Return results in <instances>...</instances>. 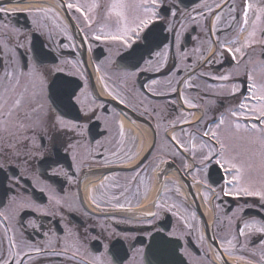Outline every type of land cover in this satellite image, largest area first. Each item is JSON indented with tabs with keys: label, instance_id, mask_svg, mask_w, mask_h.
I'll return each instance as SVG.
<instances>
[{
	"label": "snow or ice",
	"instance_id": "6c2138e0",
	"mask_svg": "<svg viewBox=\"0 0 264 264\" xmlns=\"http://www.w3.org/2000/svg\"><path fill=\"white\" fill-rule=\"evenodd\" d=\"M10 2L25 0H0V264H174L177 251L191 255L186 237L194 232L203 255L192 264H229L224 254L235 255L237 248L258 254L264 264V0H56L55 6L36 0L27 7L3 6ZM18 12L31 18V31L45 36L47 46L30 39L27 48L21 43L25 32L8 20ZM97 43L108 48L105 60L91 65L100 90L157 120L147 148L137 150V137L125 120L100 92L89 89V61L76 50L92 53ZM64 49L76 52L75 58L45 63L53 50ZM225 60L229 67L212 70ZM67 67L72 71L66 73ZM165 69L163 78L139 81L142 74ZM169 96L175 99L165 106L151 99ZM195 112L200 115L193 119ZM95 122L103 123L102 140L92 137ZM58 144L71 156L72 172L48 156L54 151L59 157ZM98 156L104 166L117 160L126 164L132 175L123 183L118 175L105 176L89 186L87 202L79 190L61 195L63 189L26 175L39 158L51 168L41 175L62 176L79 186L75 173ZM175 160L180 161L178 177L190 176L188 187L202 189L189 193L191 205L179 181L164 175L165 165ZM153 173L158 184L147 200ZM109 185L111 195L105 192ZM227 196L252 203L245 200L222 218L216 201ZM141 198L150 209L139 213L153 229L145 233L149 242L140 239L143 246L131 255L107 244L103 252L92 250L90 242L97 237L89 221L97 213L88 204L99 213L108 208L131 212L133 200L139 206ZM200 201L212 207L211 222L198 216ZM249 208L257 215L246 218ZM76 212L86 220L74 224L70 217ZM166 214L176 218L171 228L162 223ZM221 225L225 232L219 242L206 235V229ZM100 226L109 238L129 239L103 222ZM241 260L255 264L245 255L235 264Z\"/></svg>",
	"mask_w": 264,
	"mask_h": 264
},
{
	"label": "flooded vegetation",
	"instance_id": "af4514ba",
	"mask_svg": "<svg viewBox=\"0 0 264 264\" xmlns=\"http://www.w3.org/2000/svg\"><path fill=\"white\" fill-rule=\"evenodd\" d=\"M29 2H36V0H25V3L23 4H17L14 2L5 3L3 6L5 7H27L29 6ZM47 4L55 6L54 3H56V0H46ZM59 10V9H58ZM63 14V13H62ZM8 20L11 22V24L19 27L22 31L25 32V36L21 37V43L25 44V47L27 48L29 39L32 40L37 46L40 44H44L45 46L48 45V40L45 36H41L38 33H33L31 31V18L27 16V14L18 12L15 15H10L8 17ZM74 42L79 44L81 42V37L79 33L74 32ZM192 35H196V33H192ZM56 39H60V37H56ZM67 42V41H63ZM193 42H188V47L192 48ZM54 47V46H53ZM113 52L115 49L112 50ZM76 52L80 53V58L89 61L88 63V75H89V89L94 90L97 92H100L101 97L108 100V108L109 109H115L117 113L120 114V118L125 120L126 127H129L132 129L133 134L137 137V150H140L142 148H147L148 145L152 142L154 138V131L153 128L157 124V120L147 114L141 115V112L143 109L138 107H128L125 105H120L116 101L110 100L101 90L99 87V84L96 80V76L99 75L98 73H94L91 65L92 63H100L101 61H104L106 56L108 55V48L106 45H102L97 43L92 53H88L86 49H77ZM76 52H74L72 49H64L61 53H57V51L53 50L51 55L48 57V59L45 61L46 64H56L58 63L59 59L69 58L74 59L76 56ZM115 59V57H113ZM229 61L225 60L222 65H215L213 66V71H221L224 68L229 67ZM71 67L65 68V72H71ZM113 71H116L115 66L113 65ZM167 75V70H163L160 73H145L142 74L139 77V81L146 82L149 79L152 78H163ZM70 79L79 81L78 76H70ZM153 103L165 106L168 104L170 100L175 99V96H169V97H151ZM168 109L165 108V111ZM200 115L199 112L194 113L193 119L195 117H198ZM171 117H169L170 119ZM92 137H94V140H102L104 138L105 133H103V123L102 122H95L92 124ZM163 136V133L161 132V137ZM94 140H93V146H94ZM59 148V157H57L53 152H49L48 156L54 159H59V166L63 167L65 169H68L70 172L73 171L71 165H72V159L71 156H65L63 145H57ZM85 149H80L81 156H83ZM170 159V158H169ZM180 164L179 160H175L167 165L165 167L167 168V171L165 172V177L168 180L177 179L179 181V186L181 188V192L187 197L188 204H192L193 196L189 195L190 192L195 191V193H199L202 189L200 185L196 184L194 189H191L188 187V184L191 182V177H184L180 178L176 174L175 168L177 165ZM47 170L48 172L51 171L50 167H47L46 164H42L40 162V159L37 158L34 160L30 166L29 171L26 173V175L29 177L30 180H34L36 177H39L41 180H47L49 183H52L58 190L63 189L61 192V195L64 194V192L69 193L70 196H73L77 193L79 190L80 194L83 196L84 201H88L89 196V186L90 185H98L105 176H113L118 175L120 178V182L123 183V177L130 176L132 173L128 171V166L126 164L120 163V161H115L111 165L104 166L103 165V159L102 157H96L95 161H86L81 165V170L79 172H76L74 175V179L79 182V186L74 184H68L67 180L62 177H53L51 180H49L47 175H41V172L44 170ZM213 177L216 176V170L213 168L212 170ZM154 179H153V186L150 194L148 195L147 200H150L153 195L156 193V187L158 184V181L155 179V173H153ZM169 187H172V185H169ZM31 191V189H30ZM105 192H107L109 195L113 194L114 190L109 185L106 187ZM98 194H100L98 192ZM147 200L141 198L140 205L137 206L135 201L133 200V203L131 205L132 211H115L111 208L107 209L106 213H99L97 209L93 208L92 205L89 203L88 207L91 208L93 212L97 213V216L95 220L89 221L91 224H95L94 230L92 231L91 235L94 237H97L96 240H93L90 242L89 247L97 252H103L104 251V245L107 244L109 248L111 249L113 246L117 248H121L123 250H127L128 253L131 255L135 252L136 248H140L143 245L140 243V239L144 240V244L146 245L149 241L145 235V233L152 231L151 225L148 223V219L146 217H143L139 215V213L143 211L150 210L147 207ZM245 200H247L248 203H252V200L250 198H233L231 196L222 197V200L216 201V203L221 205V212L220 215L223 218L225 213L231 214V210L237 208L239 205H243L245 203ZM77 206H79V200L74 201ZM258 210L255 208H249L243 213V215L247 217L255 216L257 215ZM203 213L204 215H201ZM197 214L200 217L201 220H207L208 222H211L213 220V209L210 205H204L202 201L199 203V208L197 209ZM70 219L73 221L74 224H80L81 222L85 221L86 218L82 215H80L79 212L73 213ZM117 221H128L125 223H117ZM101 222L105 225V227H110L111 229H115L117 233L120 234H127L129 236V239L122 240L120 237H108L107 231H105L100 225ZM46 224L51 223L52 226L59 229L60 225L57 224L55 221H45ZM163 224L168 225L169 228H171L173 225L177 223L176 218L172 216L171 214H166L163 217ZM161 225L158 224L157 227H160ZM206 235L207 236H216L217 242H219V238L224 235L225 227L224 225H221L218 228L213 229H206ZM197 233H193L191 237H186L187 248L191 255L184 256L177 251V254L172 257L171 259L174 261V264H192V262L197 258V256L202 257L203 253L198 252V248L200 247V243L197 240ZM135 237V239H133ZM38 239H42V237H37ZM181 245H184V241L180 242ZM250 248L255 247V245H249ZM239 255H245L248 257V259L253 260L255 264H260V258L259 255L253 256L251 252H242L237 248V251L235 255H228L227 253L224 254L225 259L229 262V264H235L236 257ZM213 258H215V253H212ZM149 259L151 257L149 256ZM240 263H246V261L241 260ZM53 264H61L60 261H53Z\"/></svg>",
	"mask_w": 264,
	"mask_h": 264
}]
</instances>
